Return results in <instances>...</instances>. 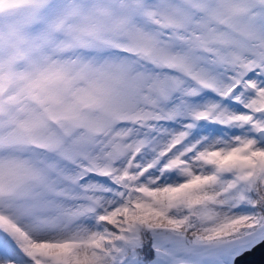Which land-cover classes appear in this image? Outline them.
<instances>
[{"label":"snow or ice","instance_id":"6c2138e0","mask_svg":"<svg viewBox=\"0 0 264 264\" xmlns=\"http://www.w3.org/2000/svg\"><path fill=\"white\" fill-rule=\"evenodd\" d=\"M0 264H264V0H0Z\"/></svg>","mask_w":264,"mask_h":264}]
</instances>
